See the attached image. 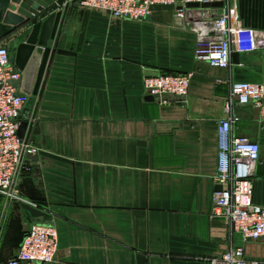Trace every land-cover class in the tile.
<instances>
[{"label": "crops", "instance_id": "1", "mask_svg": "<svg viewBox=\"0 0 264 264\" xmlns=\"http://www.w3.org/2000/svg\"><path fill=\"white\" fill-rule=\"evenodd\" d=\"M223 7L264 38V0ZM21 34L1 43L13 51ZM194 47V34L163 15L70 9L38 93L23 108L38 151L17 178L23 200L0 197V262L39 222L58 236L55 259L42 264H206L230 246L264 264V236L243 241L210 214L229 85L264 82V48L232 51L229 67L218 68L197 60ZM166 72L190 74L185 97L160 102L145 92L144 75ZM230 115L232 134L259 144L252 199L264 205V118L252 103H234Z\"/></svg>", "mask_w": 264, "mask_h": 264}, {"label": "built area", "instance_id": "2", "mask_svg": "<svg viewBox=\"0 0 264 264\" xmlns=\"http://www.w3.org/2000/svg\"><path fill=\"white\" fill-rule=\"evenodd\" d=\"M179 0H79L78 6L97 9L116 19H145L152 13L151 5L175 4ZM224 0H181L175 16L182 19L195 38L194 57L211 66L228 68L231 53L264 48V38L239 20L232 22L222 6L186 7V2H217ZM8 43L0 42V197L5 201H22L17 178L28 154L38 151L31 141L18 133L19 116L28 101L18 93L15 82L20 72L13 69ZM189 73L144 75L145 92L165 102V96L185 97ZM252 103L264 118V82L233 81L224 101L227 116L217 125V156L212 180L219 188L212 193L211 216L223 218L243 241L264 236V205L254 203V172L259 157V144L231 132V106ZM57 230L52 224L30 223L15 256L0 264H42L55 259ZM206 264H259L245 256L243 246H230L220 256L208 258Z\"/></svg>", "mask_w": 264, "mask_h": 264}, {"label": "water", "instance_id": "3", "mask_svg": "<svg viewBox=\"0 0 264 264\" xmlns=\"http://www.w3.org/2000/svg\"><path fill=\"white\" fill-rule=\"evenodd\" d=\"M78 2L79 0H0V42L22 33V41L11 52V60L13 69L20 72L15 86L19 94L28 96L29 104L38 93L50 50L57 43L63 22L70 9L77 6ZM223 4V1H217L186 2L184 5L210 7ZM181 7V4H155L150 6V10L154 15H163L168 22L182 25L180 17H172V12ZM50 41H53L52 45ZM235 55L236 53L232 54L233 57ZM32 125L33 122L19 116L18 135L28 140Z\"/></svg>", "mask_w": 264, "mask_h": 264}]
</instances>
